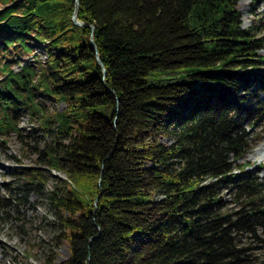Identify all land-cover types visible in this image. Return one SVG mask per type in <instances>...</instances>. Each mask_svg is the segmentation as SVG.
<instances>
[{"label": "trees", "instance_id": "1", "mask_svg": "<svg viewBox=\"0 0 264 264\" xmlns=\"http://www.w3.org/2000/svg\"><path fill=\"white\" fill-rule=\"evenodd\" d=\"M237 1L0 0V140L35 155L0 211L45 200L69 255L41 264H264L241 238L264 235V179L234 165L264 122V41Z\"/></svg>", "mask_w": 264, "mask_h": 264}, {"label": "rangeland", "instance_id": "2", "mask_svg": "<svg viewBox=\"0 0 264 264\" xmlns=\"http://www.w3.org/2000/svg\"><path fill=\"white\" fill-rule=\"evenodd\" d=\"M240 12L241 26L244 28L252 27L264 41V0H241L236 5ZM34 51L31 54L23 56L24 61H31L33 54L44 59L45 54L40 43H35ZM264 54V48L260 50ZM17 70V65H13ZM46 105L63 108V103H55L51 99L44 101ZM26 130L32 125L28 116L24 114L20 123ZM242 127L254 142L244 153V155L234 162V165L246 163L244 170L247 175L264 179V122H256L249 126L247 121L242 122ZM38 139H44L38 132ZM160 141L170 143L171 140L161 136ZM29 146H35V141L31 138L24 140ZM38 146V144H37ZM26 146L21 144L15 134L10 135L6 141L0 140V198L6 197L5 184L16 183L14 179L15 168L19 163L26 165L34 164L35 155L26 153L22 157ZM149 166V162L144 163ZM263 167V168H261ZM43 169V167H41ZM59 179L64 178L63 173H56ZM51 187V182L48 183ZM234 189L223 188L221 199L226 208L235 207ZM56 226L51 222V213L45 200L36 193L28 195L26 202L15 204L8 202L4 213L0 211V264H41L46 255L52 256L56 261H62L69 255L67 243L60 238ZM257 241L251 237L248 232H242L241 238L251 246L252 258L264 259V235L261 234V228L255 229ZM54 238V239H53ZM263 240V241H261ZM239 264H251L250 262H241Z\"/></svg>", "mask_w": 264, "mask_h": 264}, {"label": "water", "instance_id": "3", "mask_svg": "<svg viewBox=\"0 0 264 264\" xmlns=\"http://www.w3.org/2000/svg\"><path fill=\"white\" fill-rule=\"evenodd\" d=\"M72 19H73V22H74L76 25H84L82 22H80V21L77 19L76 13L72 16Z\"/></svg>", "mask_w": 264, "mask_h": 264}, {"label": "bare ground", "instance_id": "4", "mask_svg": "<svg viewBox=\"0 0 264 264\" xmlns=\"http://www.w3.org/2000/svg\"><path fill=\"white\" fill-rule=\"evenodd\" d=\"M239 1H241V0H239ZM264 146V145H263ZM263 151H264V147H263ZM261 168H263V167H261Z\"/></svg>", "mask_w": 264, "mask_h": 264}]
</instances>
